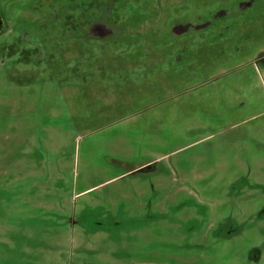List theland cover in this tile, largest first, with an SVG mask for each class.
I'll return each instance as SVG.
<instances>
[{
    "label": "rangeland",
    "instance_id": "rangeland-1",
    "mask_svg": "<svg viewBox=\"0 0 264 264\" xmlns=\"http://www.w3.org/2000/svg\"><path fill=\"white\" fill-rule=\"evenodd\" d=\"M0 264H264V0H0Z\"/></svg>",
    "mask_w": 264,
    "mask_h": 264
},
{
    "label": "crops",
    "instance_id": "crops-1",
    "mask_svg": "<svg viewBox=\"0 0 264 264\" xmlns=\"http://www.w3.org/2000/svg\"><path fill=\"white\" fill-rule=\"evenodd\" d=\"M99 23H104L106 25H108V21H105V20H100V21H95V22H91L90 24L87 25V33H91L93 32L92 29L94 26H96V24H99ZM90 37L92 38L93 36L90 35Z\"/></svg>",
    "mask_w": 264,
    "mask_h": 264
},
{
    "label": "trees",
    "instance_id": "trees-1",
    "mask_svg": "<svg viewBox=\"0 0 264 264\" xmlns=\"http://www.w3.org/2000/svg\"><path fill=\"white\" fill-rule=\"evenodd\" d=\"M105 8H107V7H105ZM101 9V8H100ZM108 9V8H107ZM108 11H109V9H108ZM107 20L108 19V21H109V23H111V24H113L114 23V19L113 18H110V17H108V16H106V14H103L102 16H101V19H99V20H97V18H96V20L97 21H100V20ZM93 21H95V19L93 18L91 21H89L90 23L91 22H93Z\"/></svg>",
    "mask_w": 264,
    "mask_h": 264
}]
</instances>
